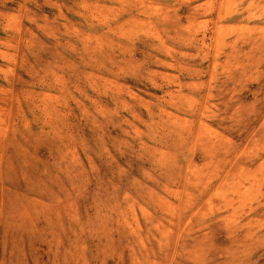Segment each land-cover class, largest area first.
<instances>
[{"label":"rangeland","instance_id":"obj_1","mask_svg":"<svg viewBox=\"0 0 264 264\" xmlns=\"http://www.w3.org/2000/svg\"><path fill=\"white\" fill-rule=\"evenodd\" d=\"M125 56L133 57L132 74L145 90L111 75ZM23 65L41 76L71 78L85 93L109 94L111 109L95 96L91 102L97 111L119 113L112 117L119 136L112 140L137 153L143 140L160 154V175L144 171L127 197L111 202L108 215L94 217L95 251L91 243L82 245L75 264H90L89 253L97 264H185L177 253L200 222L214 219L233 239L244 235L237 220L264 224V170L249 167L258 155L253 145H264V129H253L236 147L217 126L221 101L241 84L258 79L264 96V0H133L132 6L122 0H0V82ZM236 107L243 116L250 106ZM189 108L198 117L193 146L200 162H184L176 175L165 132L192 122ZM209 111L216 115L205 118ZM225 153L235 163H224ZM124 174L120 168L117 175ZM206 177H213L211 183ZM67 213L75 220L76 206ZM35 245L39 253V238ZM220 259L234 264L232 249Z\"/></svg>","mask_w":264,"mask_h":264},{"label":"clouds","instance_id":"obj_2","mask_svg":"<svg viewBox=\"0 0 264 264\" xmlns=\"http://www.w3.org/2000/svg\"><path fill=\"white\" fill-rule=\"evenodd\" d=\"M122 2L133 5V0ZM141 54L137 51L135 58ZM132 63L130 56L117 59L111 75L123 79L129 88L145 90L143 80L132 74ZM259 89L260 81L252 79L221 101L217 126L236 147L253 129H264V96ZM94 96L106 109L112 108L109 94L97 96L95 89L85 93L71 78L41 76L28 65L20 66L9 82H0V264H75L82 245L91 243L95 251L90 240L94 217L108 215L111 202L120 195L127 197L126 189L144 179V171L152 169L160 175L156 166L160 154L151 145L140 140L137 153L135 148L121 150L119 141L112 140L119 136L112 122L119 113L97 111L91 102ZM237 103L250 106L244 108L243 116ZM188 112L192 122L165 132L164 147L173 158L170 169L176 175L184 162H200L193 146L198 117L194 109ZM214 115L211 111L204 114L205 118ZM253 147L258 155L249 167L264 170V160L259 159L264 145ZM223 162L235 163L227 153ZM120 168L125 169L122 176L117 175ZM206 179L211 183L213 177ZM70 205L76 206L75 220L68 216ZM60 214L65 218H58ZM236 223L243 238L233 239L214 219L200 222V230L182 244L177 255L185 264H222V251L231 248L234 264H264V224ZM37 238L39 253L33 251ZM86 258L97 264L92 253Z\"/></svg>","mask_w":264,"mask_h":264}]
</instances>
